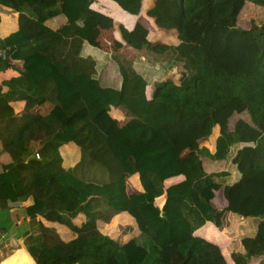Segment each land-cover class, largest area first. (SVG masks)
Here are the masks:
<instances>
[{
  "label": "trees",
  "instance_id": "obj_1",
  "mask_svg": "<svg viewBox=\"0 0 264 264\" xmlns=\"http://www.w3.org/2000/svg\"><path fill=\"white\" fill-rule=\"evenodd\" d=\"M111 1L134 16L142 6ZM245 1L264 8V0H152L144 13L173 43L152 41L139 20L130 28L116 23L120 48L107 56L120 78L113 87L95 74L105 67L103 52L95 60L84 49L98 47L97 32L113 24L93 0H0V11L16 13V28L0 36V70L20 61L0 96V144L10 157L0 198L30 197L29 218L71 235L39 221L24 241L35 264H226L216 243L193 234L205 222L222 228L224 210L255 222L241 250L229 252L232 263L264 264V22L236 25ZM56 16L64 18L56 28L45 23ZM133 61L174 67L176 79L154 81L146 96ZM10 100H24L28 111L13 113ZM117 105L130 115L121 125L110 113ZM214 126L210 151L198 141ZM26 133L41 137L37 158ZM67 143L78 158L63 167L59 147ZM204 159H227L239 175L207 172ZM130 176L139 191L126 195ZM220 186L226 205L217 210L211 198ZM119 212L136 229L122 241L98 228Z\"/></svg>",
  "mask_w": 264,
  "mask_h": 264
},
{
  "label": "crops",
  "instance_id": "obj_2",
  "mask_svg": "<svg viewBox=\"0 0 264 264\" xmlns=\"http://www.w3.org/2000/svg\"><path fill=\"white\" fill-rule=\"evenodd\" d=\"M152 0H142V6L140 8V12L137 16L134 15H128L127 13L123 12L115 3H113L111 0H93L91 6L97 10H99L102 13H105L112 17L113 24L111 26L112 28V38L114 41H119L118 37V31L116 27V23L122 22L127 28H130L135 20H139L142 24L148 27L149 33L151 31V34L153 37H155V33L157 36H165V39H162V42L166 43H173L175 42V38L172 34H170L167 31H162L159 28L156 27V25L153 23L152 19L145 15L144 10H146L150 5ZM248 3H251L250 1H245ZM252 4V3H251ZM148 5V6H147ZM262 13V12H260ZM16 13L10 12L8 9H4L0 11V36H4L7 33L11 32L16 28ZM64 18L62 16H56L55 18H52L45 23L52 27L56 28L58 25L62 24L64 22ZM149 19V23H145V21ZM256 22V21H255ZM264 22V19L261 21L256 22V24H261ZM248 27L247 25H244L245 28ZM164 40V41H163ZM157 41V40H156ZM119 43V42H118ZM86 53L88 55H91L94 57H99V53L97 47L85 44L84 47ZM104 52V51H103ZM117 52V51H113ZM20 61L12 60V65L9 67H6L2 70H0V96L2 93H4L7 89L6 86L3 84L4 80H7L9 78H13L18 75L19 68H20ZM136 65V69L138 72L144 77L146 81L145 85V95L150 96L153 82L158 81L162 77L169 76V70L172 73L174 70V67L169 69L168 67L160 68V67H150L149 65L143 63L142 61H133ZM159 69V70H157ZM96 77L99 79L101 85H110L113 87H118L120 83V78L117 72H113L112 74H108L106 72H100L97 70L95 72ZM24 100H10L8 102L9 106L11 107L13 113L19 114V113H25L28 111L26 107L24 106ZM2 101L0 100V105ZM43 106L47 109V103L45 105H40L34 109L36 112L42 113ZM42 107V108H41ZM2 110V107L0 106V111ZM111 115L115 118V121L118 125H121L124 121L128 119L130 116L129 113L121 106H112L110 110ZM234 116V115H233ZM235 117V116H234ZM228 128H231V124L228 123ZM48 133H51L53 130L46 128ZM218 127L214 126L211 129V133L207 136L202 137L199 139L198 144L203 145L207 147L210 151L214 148V139L217 135ZM26 143L25 145L27 147H32L33 153L35 152V148L41 143V137L34 135L31 136V134L26 133ZM60 152V158H61V165L63 167H70L72 166L75 161L78 158L77 149L75 148V145L72 143H67L59 147ZM31 158H35L33 155L30 156ZM10 161L9 155L2 149L0 144V172L3 170V166L7 164ZM203 161V167L205 171H216V170H224L229 169L230 178L236 177L239 173L229 165L227 159H221V160H208L204 159ZM250 176L249 171H243L240 174V177L242 179H246ZM180 176L175 177V180L180 179ZM135 179L133 176H130V179H127L126 186V195H131L137 191H139L138 186L135 183ZM221 187L217 188L213 191V196L211 198V203L215 207V209H222L225 207L226 203L224 198L221 195ZM215 193L220 194V196H215ZM31 199L30 197L26 198L25 200H10V199H3L0 198V264H35L32 257L29 255L26 245L24 244L25 239L28 237V235L35 234L38 229V223L39 221L45 225H54L57 228H60V233L63 238L71 237L69 231L64 229L62 226L45 221L40 216H35V218H29L24 211V208L26 205L30 204ZM159 202H161V199L159 198ZM225 211V212H224ZM221 216V220L223 224L221 223V226L223 229H226L227 227H231L233 224V221H237L238 218H242L247 220L248 218H243L233 212L224 210ZM128 223H132L133 228L135 229L134 223L132 218L127 215L125 212H119L114 214L110 221L107 223L102 224L101 222L98 224L99 230L107 234L108 236L114 238L116 236H113L110 234L109 231H106L105 229L109 228L108 225L113 221L116 222L120 229H124L126 226L120 223V220H128ZM234 219V220H231ZM74 224L76 226H79L81 222L83 221V216L80 213H77L73 220ZM255 225V222L251 220V224ZM122 227V228H121ZM122 229V230H123ZM221 232L220 228L216 225H214L212 222H205L201 227L195 229L193 231L194 235L202 236L206 238L207 240H210L214 243H216L220 250L222 255L225 258L224 254L228 255V259L225 258L226 264H233L232 261L229 258V252L231 251L228 242L226 239H222V237L219 235ZM240 239V238H239ZM238 239V242H239ZM227 246V247H226ZM236 247V246H235ZM234 247L235 251H240V247ZM224 248V252L222 249Z\"/></svg>",
  "mask_w": 264,
  "mask_h": 264
},
{
  "label": "rangeland",
  "instance_id": "obj_3",
  "mask_svg": "<svg viewBox=\"0 0 264 264\" xmlns=\"http://www.w3.org/2000/svg\"><path fill=\"white\" fill-rule=\"evenodd\" d=\"M262 12V13H260ZM264 19V8L261 7H257L255 6L253 3H248V2H244V5L242 6V9L240 10L237 18H236V25L239 27H244V25H249V23L251 21H254V23L261 21ZM256 21V22H255ZM97 41H98V47L97 49L101 52H103V56L102 58H100V62L99 64H103L105 62V67L100 70V72H106L109 75L112 74L113 72H115L114 68H115V64L114 62L107 56L111 55L113 53V51H117L120 48V44L116 41H114V39L112 38V28L111 26L109 28H107V30H103L101 32H97ZM150 39L152 41L154 40H162L165 39V36H157L155 33V37L152 36V38L150 37ZM105 57V58H104ZM107 57V58H106ZM104 58V59H103ZM165 68V67H164ZM159 70V69H157ZM171 76L176 79V72H170ZM232 118H234L232 116ZM219 210V209H217ZM234 220V219H231ZM129 219L126 220H120V223H124L123 225H125L126 227L123 229H120L119 227H117L118 225L116 224V222H111L107 229H105L106 231H111L110 234H112L117 241H122L125 238L131 236L132 234H134L136 232V229L133 228L132 223L130 224H126L128 223ZM221 232H217L219 233V235L222 237V239H226L228 242V245L230 247L231 250H234V247H238V239L242 236L245 235H251L254 229V224H251V220L247 219H242V218H238L237 221H233V224L231 227H227L226 229H223L221 227H219ZM227 247V246H226ZM235 247V248H236ZM224 250V248L222 249V251ZM224 252V251H223ZM225 258L228 259V255L224 254ZM229 260V259H228Z\"/></svg>",
  "mask_w": 264,
  "mask_h": 264
},
{
  "label": "built area",
  "instance_id": "obj_4",
  "mask_svg": "<svg viewBox=\"0 0 264 264\" xmlns=\"http://www.w3.org/2000/svg\"><path fill=\"white\" fill-rule=\"evenodd\" d=\"M33 156L37 158L38 157V154L37 153H34Z\"/></svg>",
  "mask_w": 264,
  "mask_h": 264
},
{
  "label": "water",
  "instance_id": "obj_5",
  "mask_svg": "<svg viewBox=\"0 0 264 264\" xmlns=\"http://www.w3.org/2000/svg\"><path fill=\"white\" fill-rule=\"evenodd\" d=\"M261 219L264 221V215L261 217Z\"/></svg>",
  "mask_w": 264,
  "mask_h": 264
}]
</instances>
